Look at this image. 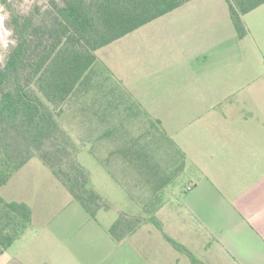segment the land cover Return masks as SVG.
<instances>
[{"label": "crops", "instance_id": "1", "mask_svg": "<svg viewBox=\"0 0 264 264\" xmlns=\"http://www.w3.org/2000/svg\"><path fill=\"white\" fill-rule=\"evenodd\" d=\"M221 2L181 4L173 11L184 19L140 37L131 57L126 35L105 45L104 62L96 55L95 67L102 64L107 75L97 74L85 94L72 98L74 136L83 138V126L93 157L131 199L132 179L148 166L170 175L165 186L189 172L178 195L162 196L155 212L162 232L206 264H264V56L235 48L232 30L224 35V22L211 16L223 11ZM156 40L163 43L150 52ZM116 43L118 54L110 47ZM65 200L70 212L32 238L45 243L43 264H191L181 252L160 262L155 245L141 237L149 235L146 223L126 245L115 243L97 214ZM69 225L75 230L65 247L58 233ZM8 263L24 264L0 255V264Z\"/></svg>", "mask_w": 264, "mask_h": 264}, {"label": "trees", "instance_id": "2", "mask_svg": "<svg viewBox=\"0 0 264 264\" xmlns=\"http://www.w3.org/2000/svg\"><path fill=\"white\" fill-rule=\"evenodd\" d=\"M187 1L29 0L23 4L22 0H0L4 26L12 40L0 61V187L36 157L90 217L109 208L92 187L88 170L77 161V143L62 125L65 107L71 106L72 98L86 93L97 49ZM224 1L236 32L244 36L242 16L264 0ZM136 178L132 179L137 186L134 211L119 212L108 227L116 242L145 223L162 231L155 212L163 203L161 190L170 175L148 166ZM30 221L31 211L25 203L0 197V255ZM163 236L191 264H206L181 243Z\"/></svg>", "mask_w": 264, "mask_h": 264}, {"label": "rangeland", "instance_id": "3", "mask_svg": "<svg viewBox=\"0 0 264 264\" xmlns=\"http://www.w3.org/2000/svg\"><path fill=\"white\" fill-rule=\"evenodd\" d=\"M22 1L23 4L29 2V0ZM221 1L223 11L217 12L216 9H214L211 16H214L215 19L224 22V35L227 36L228 31L232 30L235 34V37L238 39L237 42H234L235 48L246 53L249 51L261 52V54L264 56V3L242 16L246 33L244 36L240 37L232 25L224 0ZM218 7L221 6L218 5ZM4 19L5 12L3 7L0 5V61L2 59L4 48L7 46V44L12 42L10 33L4 26ZM183 19L184 15L181 13V10H172V12L162 15L150 23H147L126 34V36L122 38L125 41L124 48L126 53H128L131 57V53L136 50V46L140 37H150L148 32H156L157 34L163 31L165 32V29L170 22ZM146 33L148 34L145 35ZM160 43L163 42L156 40V42L153 44V47L150 48V52L158 51L157 45ZM167 43L171 46H174L173 42L167 41ZM110 47L113 49L114 54H118L119 51L122 50V48H118L119 43L112 44ZM95 53L100 58L101 63H103L105 46L97 49ZM130 57L126 62V67L128 69L129 61L131 59ZM131 66H134V64H131ZM96 69L99 70L101 75H99V72ZM102 69L103 65L100 63L97 64L94 68V70H96V75L93 70L91 80H93L92 78L97 76V74L98 79L102 80V78L107 75L102 71ZM113 79L114 78L112 77L111 83H113ZM65 113L66 118L64 116L62 125L77 143V161L88 170L92 187L98 191L102 195L103 199L110 205L109 208L100 209L97 212V221L103 227L106 226V228H104V233L107 235V237H110L113 242L125 244V240L120 242L113 240V238L108 233V227L116 219L119 212L134 211L135 202L129 197L128 192H125L124 189H122L119 184L110 176L105 168L95 160L92 153L90 152L88 139H84L87 135L83 126L81 127L83 138L74 136L76 131L72 123L71 107L67 108L66 106ZM173 151L174 150L171 152L175 153ZM189 174L190 173L188 172V174L181 173L174 175L171 182L162 190L163 198L167 197L172 192L178 195L185 184L190 181ZM0 197L6 201L23 202L29 207L31 211L30 225L21 234V236L6 249L4 254L17 259L24 264H43V262L47 261L48 258L43 255L45 243L42 244L41 240L33 241V236L36 234V237L42 238V236L45 234V229L43 228L47 227L49 230H51V225L54 224V217H56V215L70 212L69 207L66 205V197L71 199L72 203H75L76 201L72 199L71 195L51 173L49 168L36 157L30 159L25 165L14 172L8 181L0 187ZM66 219V214L65 216L61 217V221L64 223L67 222ZM77 222L75 223V226ZM146 224L147 227H149V235H141V237L145 238L148 244L155 245V254L159 258L160 262H167V260L171 259V253H175L174 255L179 257V251L175 250L173 246L164 238L162 231L157 229L151 223ZM74 230H72V227L69 225L68 230H65L64 233H58L59 237L62 238L65 247L69 244L68 236H71ZM73 238L77 237L73 234ZM136 243L138 244V242ZM65 259L67 260V258ZM185 259L187 262L189 261L188 257Z\"/></svg>", "mask_w": 264, "mask_h": 264}]
</instances>
